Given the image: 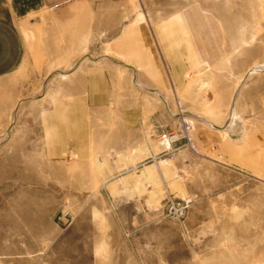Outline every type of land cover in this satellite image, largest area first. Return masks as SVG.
<instances>
[{"label": "rangeland", "instance_id": "1", "mask_svg": "<svg viewBox=\"0 0 264 264\" xmlns=\"http://www.w3.org/2000/svg\"><path fill=\"white\" fill-rule=\"evenodd\" d=\"M151 1L154 19L193 12L221 33V119L235 103L248 116L254 93L264 90V69H253L264 63V0ZM62 75L19 73L16 94L0 93L13 102L0 105V264H264V175L232 169L219 152L201 149V121L195 148L183 135V116L193 121L202 110L209 117L218 110L212 71L211 83L178 97L173 112L161 101L163 113H172L164 131L182 138L159 152L157 136L146 145L149 154L129 153L125 167L117 154L44 159L38 117ZM162 159L170 161L169 174ZM151 164L155 177L137 190L134 179ZM183 199L191 202L177 216L172 205Z\"/></svg>", "mask_w": 264, "mask_h": 264}, {"label": "crops", "instance_id": "2", "mask_svg": "<svg viewBox=\"0 0 264 264\" xmlns=\"http://www.w3.org/2000/svg\"><path fill=\"white\" fill-rule=\"evenodd\" d=\"M146 5L0 0V93L16 94L19 73L65 75L38 117L44 159L89 162L117 154L130 162L129 153L150 145L172 117L161 101L173 112L178 97L211 83L212 71L218 110L211 117L200 111L208 124L195 128L196 143L222 154L232 169L263 176L264 90L254 93L248 116L236 121L228 113L222 120L221 33H211L209 21L193 12L154 19ZM12 103L0 95V105Z\"/></svg>", "mask_w": 264, "mask_h": 264}, {"label": "bare ground", "instance_id": "3", "mask_svg": "<svg viewBox=\"0 0 264 264\" xmlns=\"http://www.w3.org/2000/svg\"><path fill=\"white\" fill-rule=\"evenodd\" d=\"M253 69H264V63L263 64H258L256 66H254ZM253 69H250L253 71ZM255 71V70H254ZM256 73V72H255ZM238 91H239V88L237 89L236 93H235V96L234 98H236L237 94H238ZM235 105V104H234ZM238 112L236 110H234V108L232 107L231 111H230V118H234L236 121L239 119V115L237 114ZM195 115H198V114H195ZM191 116L193 121H194V125L196 124V122L198 121H203L202 117L201 116ZM188 119H190V117H188ZM203 122H206L205 120ZM207 123V122H206ZM205 123V124H206ZM208 124V123H207ZM212 126V125H211ZM210 126V127H211ZM3 138V137H2ZM143 151H149V148L144 146L143 148H141ZM154 149H156L157 151L159 152H162L164 150H167V149H171V144L169 142V140H160V142H158V144H156L154 146ZM149 154V153H148ZM120 164H121V167H125L127 165V161L126 160H123V159H120ZM160 166L162 167V170L164 171L165 174H169L170 173V170H171V165H170V161L167 160V159H162L160 161ZM156 175V169L155 167L151 164L149 166H146V171H144L143 174H140V175H137V177L134 179V185L136 186V189L137 190H142V187L144 186V179H148V178H153L155 177ZM107 182V180L105 181V183ZM128 185V183H127ZM125 189V188H124ZM183 194V193H182Z\"/></svg>", "mask_w": 264, "mask_h": 264}, {"label": "built area", "instance_id": "4", "mask_svg": "<svg viewBox=\"0 0 264 264\" xmlns=\"http://www.w3.org/2000/svg\"><path fill=\"white\" fill-rule=\"evenodd\" d=\"M62 4V3H61ZM60 3L55 4V7H59ZM181 123L183 135L185 138H187V141L190 145L195 148L194 143V137H193V131L195 128V125L193 121L188 119L187 116H183ZM182 137L178 136V134L175 131H164L159 139L160 140H169L170 144L176 143L178 140H180ZM167 150H164V152H167ZM163 152V151H162ZM191 202V199H183L181 202H175V204L172 205V208L176 211L177 216H181L183 214L184 208Z\"/></svg>", "mask_w": 264, "mask_h": 264}]
</instances>
